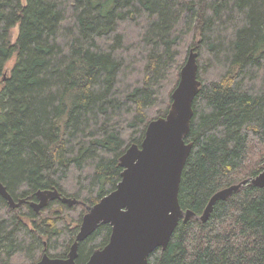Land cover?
I'll return each instance as SVG.
<instances>
[{
    "label": "trees",
    "instance_id": "obj_1",
    "mask_svg": "<svg viewBox=\"0 0 264 264\" xmlns=\"http://www.w3.org/2000/svg\"><path fill=\"white\" fill-rule=\"evenodd\" d=\"M191 51L200 88L178 200L200 216L262 170L264 0H0V183L25 201L0 196V264L67 257L87 208L120 181L119 158L167 114ZM44 190L79 203L35 213ZM110 233L100 225L75 263ZM147 264H264V188L241 187L205 223L180 221Z\"/></svg>",
    "mask_w": 264,
    "mask_h": 264
},
{
    "label": "water",
    "instance_id": "obj_2",
    "mask_svg": "<svg viewBox=\"0 0 264 264\" xmlns=\"http://www.w3.org/2000/svg\"><path fill=\"white\" fill-rule=\"evenodd\" d=\"M196 55L191 51L179 74L177 87L171 95V105L164 117L151 121L139 145L132 144L119 158L121 179L115 189L102 197L84 214L75 240L66 258H50L44 254L37 264H76L79 243L91 236L100 225H109L108 243L95 250L85 264H147L156 249L165 250L179 222L191 219L205 223L216 202L224 201L242 186L250 184L264 188V158L261 172L216 192L197 216L183 211L178 193L182 171L192 150L185 137L193 116L192 103L200 82L197 79ZM0 196L11 209L15 203L0 183ZM37 201L30 206L40 212L49 201L59 199L56 190L36 192ZM67 205L77 204L74 199H61Z\"/></svg>",
    "mask_w": 264,
    "mask_h": 264
},
{
    "label": "rangeland",
    "instance_id": "obj_3",
    "mask_svg": "<svg viewBox=\"0 0 264 264\" xmlns=\"http://www.w3.org/2000/svg\"><path fill=\"white\" fill-rule=\"evenodd\" d=\"M23 3H25V0H23ZM17 32H18V28H17V26H15L14 28H12V32H11V33H12V39H11V41H13V40L15 39ZM12 63H13V62L7 64L8 68H9V66H10ZM211 75L213 76L214 73L211 72ZM79 226H80V225H79ZM72 227H73V225H72ZM78 229H79V228H78Z\"/></svg>",
    "mask_w": 264,
    "mask_h": 264
},
{
    "label": "bare ground",
    "instance_id": "obj_4",
    "mask_svg": "<svg viewBox=\"0 0 264 264\" xmlns=\"http://www.w3.org/2000/svg\"><path fill=\"white\" fill-rule=\"evenodd\" d=\"M181 69H182V68H181ZM180 71H181V70H180ZM172 93H173V92H172ZM171 101H172V100H171ZM170 104H171V103H170ZM123 154H124V153H123ZM123 154H122V155H123ZM253 178H254V177H253ZM248 179H252V178H248ZM245 180H247V179H245ZM243 181H244V180H243ZM241 182H242V181H241ZM239 183H240V182H239ZM117 184H118V183H117ZM247 185H248V184H247ZM249 185H250V184H249ZM245 186H246V185H245ZM242 187H243V186H242ZM226 188H227V187H226ZM103 197H104V196H103ZM36 198H37V197H36ZM61 199H67V198H65V197H61V196H60L58 200H61ZM56 200H57V199H56ZM209 200H210V199H209ZM6 203H7V202H6ZM30 203H31V202H30ZM63 203H64V202H63ZM78 203H79V202H78ZM68 206H69V205H68ZM70 206H72V205H70ZM185 211H186V210H185ZM86 212H87V211H86ZM202 213H203V212H202ZM200 215H201V214H200ZM83 216H84V215H83ZM82 218H83V217H82ZM194 220H195V219H194ZM80 224H81V223H80ZM78 230H79V229H78ZM76 234H77V233H76ZM160 249H161V248H160ZM161 250H162V249H161ZM43 255H44V254H43ZM43 255H42V256H43ZM48 257H49V256H48ZM50 258H51V257H50ZM65 258H66V257H65ZM40 259H41V258H40ZM39 261H40V260H39ZM39 261H38V262H39ZM38 262H37V263H38ZM86 262H87V261H86ZM86 262H85V263H86ZM37 263H36V264H37ZM85 263H84V264H85Z\"/></svg>",
    "mask_w": 264,
    "mask_h": 264
}]
</instances>
